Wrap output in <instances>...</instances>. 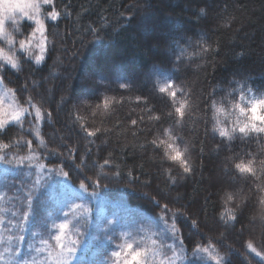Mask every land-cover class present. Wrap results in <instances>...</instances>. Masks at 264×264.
Returning a JSON list of instances; mask_svg holds the SVG:
<instances>
[{
	"label": "trees",
	"instance_id": "1",
	"mask_svg": "<svg viewBox=\"0 0 264 264\" xmlns=\"http://www.w3.org/2000/svg\"><path fill=\"white\" fill-rule=\"evenodd\" d=\"M52 4L47 11L55 8L59 17L47 22L44 58L36 63L21 53L20 70L5 65L0 84L5 107L8 85L17 89L22 102L31 96L41 109L38 114L29 105L31 115L23 127L9 124L0 133V142H11L0 153L24 158L23 164H0V173L6 172L3 188L12 190L4 196L6 205L8 201L15 208L17 200L22 202V215L27 193H33L27 238L32 239V231L50 236L55 219L62 220L70 206L91 199L83 193L87 190L97 199L87 221L74 222L87 235L86 247L74 264H108L121 232L142 244L145 229L155 230L165 244L178 247L173 219L191 249L201 235L191 227V217H198L200 226L214 237L226 229L219 242L239 249H226L232 252L228 264H247L245 252L253 264H264L244 247L248 237L264 245V210L254 203L258 192L251 193L237 225H225L217 216L222 207L226 212L231 207L221 203V192L227 189L239 199L251 188L247 174L256 169L246 162L249 153L264 155V136L259 135L264 133V113L257 108L249 115L245 107L264 95V0ZM32 27L24 23L15 33ZM169 81L175 86L160 91ZM102 100L104 106L98 107ZM212 100L218 101L214 112ZM177 108L182 109L179 124ZM154 114L161 119L150 120ZM80 116L89 117L84 126ZM38 118L44 144L32 132ZM93 121L109 131L90 136L85 127L91 130ZM169 124L179 139L166 138L165 148L172 155L181 153L176 163L161 160V149L146 143L155 128ZM32 154L34 165L51 170L53 191L36 187L40 171L34 166L28 171L29 181L24 177ZM237 162L244 175L235 171ZM165 168L172 169L170 175ZM10 173L15 184L8 181ZM161 204L168 205L164 216L159 215ZM252 210L257 212L255 219H249ZM240 224L245 225L243 230L238 229ZM200 255L204 256L197 254L188 264H203L207 258L199 261Z\"/></svg>",
	"mask_w": 264,
	"mask_h": 264
},
{
	"label": "clouds",
	"instance_id": "2",
	"mask_svg": "<svg viewBox=\"0 0 264 264\" xmlns=\"http://www.w3.org/2000/svg\"><path fill=\"white\" fill-rule=\"evenodd\" d=\"M51 5L52 0H33V3L31 4L20 5V7L25 10V18L33 23V27L27 33H22L20 35H16L12 30L0 33V72H2L5 65H9L12 69L19 71L22 66V58L20 54L23 53L24 58H32L29 44L33 38L40 36L42 41L48 39L47 20L51 19L55 21L56 19H54V17H59V12L56 11L55 8H52L50 11L45 10L46 6ZM5 7H9V5H5ZM29 7L33 9L32 13L27 11ZM44 51L46 50L41 48V52L43 53ZM43 58L44 57L42 56L41 58L36 59V63H40ZM3 81L4 77L0 75V83H3ZM174 86V82L169 81L167 86L162 85L159 90L164 91L165 87H167L170 91ZM5 87L8 93L7 98L10 102L7 104V107L0 104V128L5 129L9 124L23 127L25 117L31 115L29 112V105H31L38 114L41 109L35 102H33L31 96H27L22 102L17 95V89L15 87H10L8 85H5ZM97 106H104V101L102 100ZM217 106V100H212L210 102V107L213 109V112L216 110ZM245 107L248 108L249 115H252L257 108H259L261 113H264V95L252 101ZM47 111L48 115L51 116V110L49 109ZM176 112L179 117L177 124H179L180 119H182V109L177 108ZM168 114L172 115L171 112ZM92 115H95V112H93ZM78 118L81 120L82 126H84L89 120V117L87 116H80ZM149 119L158 121L161 119V116L154 114L149 117ZM92 123L95 126L91 130L85 127V131L88 132L90 136H94L99 132L109 131L107 127H103L96 121H93ZM133 123H135V121H133ZM259 123L260 122L257 121V124ZM40 124L41 120L38 118L32 127V132H34L35 136L40 139L41 144H44ZM213 130H215V126H213ZM221 135L223 134L221 133ZM259 135L264 136V133H259ZM166 138L172 140L179 139L178 136H173L171 124L167 126L161 125L160 127L155 128L153 136L149 138L146 143H150L154 145L155 148L161 149L163 152V155L160 157L161 160L170 159L172 163H176L180 160L181 153L176 151V154L172 155V153L165 148ZM28 143L31 145V141H28ZM10 144L11 142H0V149H7L10 147ZM3 145H8V147L3 148ZM0 159H3L8 163L14 161L17 157L11 156L8 153H0ZM247 161H251L253 167L256 169L255 172H248L247 174L251 177V188H249L248 193L242 195L239 199H236L227 189L219 194L220 201L225 207H228L229 203L231 204V207L227 212L224 210V207H222L217 213L219 220L225 225H237V221L247 206V202L254 190L258 192V196L254 201L256 209L264 210V155L257 156L255 153H249L246 158V162ZM233 167L238 174L244 175V170L239 162L234 164ZM184 170L187 171L188 169L185 168ZM164 171L166 174L170 175L172 169L165 168ZM171 179L174 183L175 178L172 177ZM226 194L229 197L227 200L225 199ZM153 198L156 199L155 197ZM167 208V204H161V212L159 215L164 216L165 213L163 209ZM89 212L90 209L80 204L70 206L69 210L64 213V219L59 221L55 220L50 224L51 235L40 241L41 247L38 248L36 252L37 254L46 252L47 257L41 260H38L37 256H31V258L26 257V259H29L30 264H32L33 259L35 264H72L74 254L77 252L82 241L80 237L83 235L81 228L74 222L78 219L80 222L87 221ZM185 215L187 217L188 214ZM256 215V210L250 211L249 219H255ZM109 223L112 222L110 221ZM190 224L193 229L201 234L193 242L191 249H189L188 245L185 243L183 229L176 225L175 219H173V225L175 227V234L179 239L178 247L166 245L163 241L155 238L158 235L157 233L147 229H145V232L147 233V239L149 241L148 245H143L136 240L130 239V234L127 232H121L119 234V239L113 243V250L107 258L108 264H177V261H179L180 264H184V262L190 261L193 257L197 256V254H204L209 261V264H228L232 252L226 249L239 251L234 244H231L228 241H224L223 245L219 242L225 237L226 229L222 228L218 236L214 237L200 226L198 217H191ZM237 227L239 230H243L245 225L240 224ZM109 239H111V237H109ZM244 247L255 255L260 257L264 256V245H262L260 241L248 237L244 241ZM258 247L260 250H258ZM16 251V247L14 249L11 246L5 248L4 252L0 253V264H5L6 261L13 259L16 255ZM5 253L7 254V259L5 258ZM242 255L247 261V264H253V261L246 252L242 253Z\"/></svg>",
	"mask_w": 264,
	"mask_h": 264
},
{
	"label": "rangeland",
	"instance_id": "3",
	"mask_svg": "<svg viewBox=\"0 0 264 264\" xmlns=\"http://www.w3.org/2000/svg\"><path fill=\"white\" fill-rule=\"evenodd\" d=\"M31 3H33V0H0V33H4L8 30H12L14 32L18 31L19 26L20 25L24 26V23H30L33 25L32 22H30L29 20L25 18V10L20 7L21 4H31ZM5 5H9V7L6 8ZM51 6H46L45 10L47 11V9H49V7ZM27 11L29 13H32L33 9L29 7ZM48 21H51V19L47 20V22ZM47 47H48V40L42 41L40 36L34 37L31 43L29 44V50L32 52L31 59H33L36 62V59L41 58L42 56L44 57L45 55L44 53L46 51L42 53L41 48H44L46 50ZM3 73L4 71L0 72V75H2ZM9 102L10 101L7 98V101L5 103L6 107ZM0 104L4 105V100L1 97V93H0ZM38 165L39 164L37 165L33 164V154H32L31 160H29V162L27 163L28 170H27V173L25 171L24 177H26L29 181L30 177H28V173H29L28 171H30V168L34 166L36 170L40 171V173L38 174L40 176V184L37 185L35 181L36 187L38 188L39 186H42V187L48 188L51 191H53L54 182L50 181L51 179L49 180V177L51 175V170L45 169L46 166L44 165V170L41 171ZM36 179H37V176H36ZM8 181H12V183L15 184L17 182V179L13 176L12 173H10ZM2 191H4L5 193ZM2 191H0V195H3L5 197H7V195H11L12 193V190H10L8 186H6L5 189L2 187ZM83 193L85 196L91 197V199L89 201H85L86 198H84L83 201L78 202L76 204L85 206L86 208L90 209V212H91V203L92 201L97 199L96 193H94L93 191H87V190H84ZM21 208H22V202H19L18 200L15 204V208H12L10 205H8V201L6 205V201L4 200V198H3V201L0 203V225L4 219H7L6 221L7 229L5 230V228L3 227L0 232V236L3 241L2 243H0V253H3L5 248L9 246H11L13 249L16 247L17 241L15 237L19 234V228L21 226V218H22ZM90 212H89L88 217L90 216ZM55 220L59 221L58 219H55ZM3 224L4 223H2V225ZM28 224L29 222L26 225H23L27 229V234H26L25 241H24L22 258H26V257L31 258V256H37L38 260L46 258L47 257L46 252L39 253V254H37L36 252V250L41 247L40 241L44 239L45 236H41L38 231H32V239L31 240L28 239L27 235L30 234V231H31V228L28 227ZM81 232L83 233L82 237H80L82 241L78 247L77 252L74 254L72 264L76 262V259L80 256L81 251H83L84 248L86 247L85 239L87 235L84 234V229ZM153 232L157 233L155 230H153ZM34 233H38V234L33 235ZM157 234L158 235L155 238L161 241L160 239L161 234L159 233ZM145 239L146 240L142 244L148 245L149 241L147 239V234H146ZM29 243L32 245V251H29L28 249ZM1 244L3 245L1 246ZM166 245L176 246L174 242H171L170 244H166ZM5 258L6 259L8 258L6 253H5ZM198 260L204 262L205 257L203 255H200L198 256ZM177 264H180V262L177 261ZM184 264H188V261L184 262ZM203 264H209V261L206 260Z\"/></svg>",
	"mask_w": 264,
	"mask_h": 264
},
{
	"label": "snow or ice",
	"instance_id": "4",
	"mask_svg": "<svg viewBox=\"0 0 264 264\" xmlns=\"http://www.w3.org/2000/svg\"><path fill=\"white\" fill-rule=\"evenodd\" d=\"M53 2V0H52ZM54 19H58L57 17H54ZM4 129L0 128V133L3 132ZM3 148H7L8 145H3ZM29 160H31V157L28 158ZM23 164L24 163V158H19V159H15L12 162H8L6 163L5 160L0 159V164L3 165H11V164ZM105 164L108 163L107 160L104 161ZM39 169L41 171L44 170V165L40 164L38 165ZM65 175H67V173H65ZM36 184L39 185L40 184V176L37 175V179H36ZM81 188H84V185L81 184ZM32 201H33V193L32 192H28L27 196H26V203H27V211L23 213L22 218H21V226L19 228V234L15 237L17 244H16V255L13 259H10L8 261L5 262V264H30L29 259L26 258H22V252H23V248H24V241H25V237L27 234V229L26 227H24L23 225H26L29 221V213L32 211ZM27 214V215H26ZM38 233H34L33 235H37ZM2 238H0V243H2ZM28 249L29 251H32V245L29 243L28 244ZM67 259V258H66ZM261 259L264 260V256H261ZM32 264H35L34 259L32 260Z\"/></svg>",
	"mask_w": 264,
	"mask_h": 264
}]
</instances>
